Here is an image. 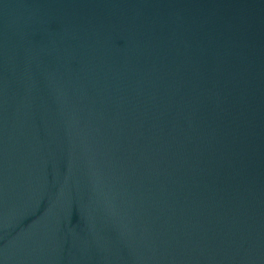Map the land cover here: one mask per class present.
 Returning <instances> with one entry per match:
<instances>
[{"label": "water", "instance_id": "obj_1", "mask_svg": "<svg viewBox=\"0 0 264 264\" xmlns=\"http://www.w3.org/2000/svg\"><path fill=\"white\" fill-rule=\"evenodd\" d=\"M0 264H264V0H0Z\"/></svg>", "mask_w": 264, "mask_h": 264}]
</instances>
